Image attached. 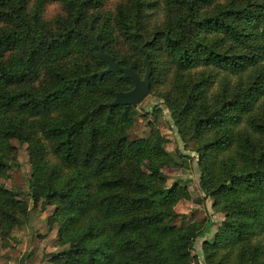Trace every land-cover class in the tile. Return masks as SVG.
Returning a JSON list of instances; mask_svg holds the SVG:
<instances>
[{"label":"trees","instance_id":"1","mask_svg":"<svg viewBox=\"0 0 264 264\" xmlns=\"http://www.w3.org/2000/svg\"><path fill=\"white\" fill-rule=\"evenodd\" d=\"M61 11L43 17L48 3ZM0 0V177L27 144L28 191L0 184V234L53 205L62 249L50 264H194L198 222L177 223L186 185L158 129L129 137L137 111L109 106L133 82L105 70L85 32L120 66L145 72L184 144L202 198L224 219L206 264H264V0ZM156 86V87H155ZM199 201V200H198ZM26 258V255L23 256ZM196 260V261H195Z\"/></svg>","mask_w":264,"mask_h":264},{"label":"rangeland","instance_id":"2","mask_svg":"<svg viewBox=\"0 0 264 264\" xmlns=\"http://www.w3.org/2000/svg\"><path fill=\"white\" fill-rule=\"evenodd\" d=\"M118 1L105 0L103 9L112 10ZM60 11L58 3H48L44 8L43 17L50 20ZM159 93L160 89L152 88L149 94L135 106L137 116L129 130V137H147L151 129H158L166 136L165 149L176 162V166L163 169L166 174V184L170 185L176 181L181 186L186 185L189 194L188 199H181L174 207L182 215L177 223L187 224L194 221L201 224L203 235L196 239L192 253L197 258L194 264H206L202 253V242L214 236L224 219V214L212 208L211 199L202 198L198 187L196 154L193 149L195 143L190 141L186 145L181 141L169 112L159 98ZM11 143L15 149L14 164L7 170L5 176L0 177V184L17 190L22 195L28 191L27 180L31 172L27 144H20L15 139H12ZM29 207H31L29 219L24 225L13 228L7 238H2L0 234V264H19L24 254L25 264H50L44 258L45 254L62 249L57 237L56 225L49 224V218L55 207L47 204L32 206L31 203Z\"/></svg>","mask_w":264,"mask_h":264},{"label":"water","instance_id":"3","mask_svg":"<svg viewBox=\"0 0 264 264\" xmlns=\"http://www.w3.org/2000/svg\"><path fill=\"white\" fill-rule=\"evenodd\" d=\"M85 35L90 38L93 45L98 48V55L100 59L106 62L107 67L105 70L96 72V75H103L105 72H121L127 78L133 82V87L128 91H119L114 95V99L108 104L109 106L117 105H132L137 106L150 92L152 74V65L148 58V53L144 50V63L145 72L142 77L134 70L133 66H120L118 61H115L113 57L104 52L102 45L98 42L97 36L92 35L89 32H85ZM19 264H25V258L21 257Z\"/></svg>","mask_w":264,"mask_h":264}]
</instances>
